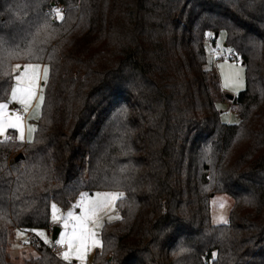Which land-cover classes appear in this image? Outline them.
I'll use <instances>...</instances> for the list:
<instances>
[{
	"label": "trees",
	"instance_id": "obj_1",
	"mask_svg": "<svg viewBox=\"0 0 264 264\" xmlns=\"http://www.w3.org/2000/svg\"><path fill=\"white\" fill-rule=\"evenodd\" d=\"M221 31L245 74L232 124L206 67ZM21 63L48 74L32 137L0 138V264L11 231L50 228L52 201L105 190L124 195L91 264H264V0H0V102ZM23 245L21 264H69Z\"/></svg>",
	"mask_w": 264,
	"mask_h": 264
},
{
	"label": "rangeland",
	"instance_id": "obj_2",
	"mask_svg": "<svg viewBox=\"0 0 264 264\" xmlns=\"http://www.w3.org/2000/svg\"><path fill=\"white\" fill-rule=\"evenodd\" d=\"M205 50L207 57L206 67L207 69L212 70V72L215 73V75L217 76L219 87L222 92V95L218 97L217 100L215 101V106L217 110L220 112V119L225 123H231V124L236 123L238 119L236 113L233 111L234 109L233 103H231V99H228L226 95H232L234 97L237 95L239 91L244 89L245 87L244 66L241 60L239 59V57L235 53L234 54L236 55L237 59L228 58L227 54L230 52V50L224 47L223 31H221L216 36L213 44L211 43V37H209V39H206ZM25 64H38V63L14 64L13 68L15 65H20L21 67L19 69H16L15 72L13 71L14 73L13 77L15 75H19V73L23 71V66ZM43 69H44V65L41 66L39 69L40 79L38 81L37 95L33 98L32 102L27 106V110H25V107L22 106L21 104L10 100L11 90L5 101L0 102V103L8 104L7 110L10 113H14V111H16L15 113L22 118L23 135L27 133L29 139L32 137V133L35 127V121L37 120L40 112L42 92H40L39 89H43V83L45 82ZM239 69H243V71L239 72V77H238L239 83L237 84L235 82L237 80L236 72ZM14 83L15 80L13 79L12 85ZM31 104L32 106L29 109ZM23 119H25V122ZM29 128H32L33 130L30 132ZM10 129L16 130L18 135L19 136L21 135V132L18 131L17 129L6 128L3 131V133H0V137L6 136L8 130ZM107 192H116V191L105 190V191H94L92 193H87V192H82V193L88 194V198H93L96 193H107ZM80 198H81V193L78 195L77 198H75L70 203V205L66 209H63L53 201L50 203V223L52 224V226H56L59 229L57 237L54 241L51 239V233H48L46 229L22 230V231H15V233L11 231L7 245L8 261H10L13 264H21L25 259H28L29 257H33L36 255L35 251L31 247H27L23 245V243L26 242V240L30 236H34L35 238L40 240L43 244H45L47 247L53 244L60 245L56 243V241L60 239V233L63 231L71 232L72 230L71 224L74 222L69 220L68 229L64 228L63 219L54 222L52 219V205L53 204L56 205V208L58 209L57 214L59 216L67 217L69 211H71L75 215H79L80 208L78 206V202L80 201ZM232 203H233L232 198L227 194L215 193L210 195L209 198L210 221L213 225L225 224L219 220V217L223 216L224 219L227 220L228 212ZM221 204L223 205V208H221ZM109 216L113 217V219L109 220ZM116 217H118V212L114 203L111 209H106L98 213V224L93 225V223L89 221L88 226L96 233V239L99 243H97L94 246H90L88 250L85 252L84 258L82 260H78L76 259L75 256H73L71 260L65 261L60 254H58L57 256L61 260L69 264H91V258L93 252L95 251V249H98L100 247L99 231L102 224L105 222L114 221L117 219ZM37 232H43L44 237L47 238V242H45V239L42 238L40 235H37ZM63 247L64 249L61 252L67 250L66 244H64Z\"/></svg>",
	"mask_w": 264,
	"mask_h": 264
},
{
	"label": "snow or ice",
	"instance_id": "obj_3",
	"mask_svg": "<svg viewBox=\"0 0 264 264\" xmlns=\"http://www.w3.org/2000/svg\"><path fill=\"white\" fill-rule=\"evenodd\" d=\"M55 11L58 14L57 18H61L59 10ZM20 67V65H15L13 71L15 72L16 69H19ZM40 67L39 64H25L23 66V71H21L19 75L13 77L15 83L11 87L10 100L21 104L25 107V110H27V106L37 95ZM43 70L46 81L48 67L44 66ZM242 71L243 69H239L236 72L237 80L235 82L237 84L239 83V72ZM39 91L42 92V89H39ZM7 109L8 104L0 103V133H3L6 128H14L21 132V135L17 138L23 140L22 118L16 113H10ZM32 130V128H29L30 132ZM123 195L122 192H107L96 193L93 198H88V194L81 193V198L78 202L80 214L75 215L69 211L67 217L59 216L57 214L58 209L56 208V205H52V219L54 222L63 219V226L65 229H68L69 227V220L74 222L71 224V232H61L60 239L56 241L57 244L67 245V250L60 253L65 261L71 260L73 256L78 260H82L88 248L99 243L96 239V233L89 228L88 223L91 221L93 225L98 224V213L106 209H111L116 200L123 197ZM221 208H223L222 204ZM111 219H113V217L109 216V220ZM219 220L223 223H227V220L224 219L223 216H220ZM37 235H40L45 239V242H47V238L44 237L43 232H37ZM213 255H215V253H213Z\"/></svg>",
	"mask_w": 264,
	"mask_h": 264
},
{
	"label": "built area",
	"instance_id": "obj_4",
	"mask_svg": "<svg viewBox=\"0 0 264 264\" xmlns=\"http://www.w3.org/2000/svg\"><path fill=\"white\" fill-rule=\"evenodd\" d=\"M59 11H63V7H60L59 8ZM228 58L230 59H237L236 55L233 53V52H229L227 54ZM16 111H14L15 113ZM49 250L54 253L55 255H58L61 253V251L64 249L63 245H56V244H53L51 246H48Z\"/></svg>",
	"mask_w": 264,
	"mask_h": 264
},
{
	"label": "crops",
	"instance_id": "obj_5",
	"mask_svg": "<svg viewBox=\"0 0 264 264\" xmlns=\"http://www.w3.org/2000/svg\"><path fill=\"white\" fill-rule=\"evenodd\" d=\"M41 66H43V64H40ZM34 103V102H33ZM32 103V104H33ZM32 104L30 105V107H29V109L31 108V106H32ZM27 113V112H26ZM24 120V122H25V119H23ZM10 130H13V129H10ZM14 132H15V138L17 139V140H19V141H22V142H26V141H28L29 140V137H28V134L27 133H25L24 135H23V140H21V139H18L17 137H19V135H18V133H17V131L16 130H14ZM0 138H2V137H0ZM53 226H52V224L50 223V228L49 229H46L47 231H48V233H51V228H52ZM15 231H22V230H14L13 232L15 233Z\"/></svg>",
	"mask_w": 264,
	"mask_h": 264
},
{
	"label": "water",
	"instance_id": "obj_6",
	"mask_svg": "<svg viewBox=\"0 0 264 264\" xmlns=\"http://www.w3.org/2000/svg\"><path fill=\"white\" fill-rule=\"evenodd\" d=\"M226 97H227L228 99H232V98H233L232 95H226ZM17 156L19 157V156H21V154H18ZM58 232H59V229H58L56 226H53V227L51 228V239H52L53 241L56 239Z\"/></svg>",
	"mask_w": 264,
	"mask_h": 264
}]
</instances>
